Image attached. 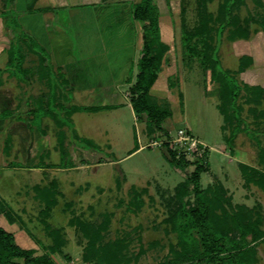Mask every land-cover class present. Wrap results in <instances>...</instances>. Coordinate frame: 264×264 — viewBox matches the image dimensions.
<instances>
[{
    "label": "rangeland",
    "instance_id": "1",
    "mask_svg": "<svg viewBox=\"0 0 264 264\" xmlns=\"http://www.w3.org/2000/svg\"><path fill=\"white\" fill-rule=\"evenodd\" d=\"M155 1L160 38L168 45V50L150 92L157 102L170 110L163 125L171 134L182 125L208 146L206 170L200 174L201 186L220 181L230 194L232 203L244 204L259 213L260 227L264 230V190L246 183L239 168L240 163H251L261 168L259 153L264 147V98L258 104L244 103L242 96L238 99L243 106L245 124L257 133L258 140L240 131L230 146L227 143L229 128L223 126L218 109V84L211 80L209 68L203 69L199 58L184 52L180 44L182 15L188 27L196 22L195 0ZM219 2L210 0L208 9L215 12ZM256 11L252 0H245V5L237 10L240 20H243L242 25L250 32L247 38L227 39V30L224 29L216 40L221 67L233 72L240 85L264 82V72L236 71L242 57H249L244 54L245 40L254 33L258 23L253 20L247 22L246 19L254 18ZM127 12L125 9L124 17L129 16ZM12 13L13 18L16 17L15 12ZM133 54L132 78L135 75L134 61L140 55L139 37L134 41ZM37 61L36 56L25 51V65H35ZM57 75L58 98L64 95L70 100L71 91L62 84L59 70ZM129 86L124 89L125 96H120V106L71 115L66 127H73L79 137L92 139L97 144L96 149L70 138L69 130L64 127L68 156L62 160L53 145L56 128L48 118L42 121L35 118L33 125H43V139H49L52 144L50 142L41 151L34 127H30L27 136L30 144H27L25 158L21 156V145L12 144L11 155L7 157L10 164L0 161V226L14 234L17 244L34 247L36 253L45 251L51 240L44 229V218L51 227L63 230L64 245L59 252L51 254L57 264H93L82 260L84 239L77 227L68 224V219L76 215L98 223L104 212H112L108 227L103 231L102 242L118 237L124 239L123 252L128 264H160L172 257L171 247L178 246L175 233L169 229L165 219L177 207L176 189L181 182L187 181L193 164L175 166L169 162L164 143L166 135L149 131L144 115L133 113L127 100L130 98ZM28 88L32 92L47 91V86ZM77 94L79 96H75L73 101L76 104H103L109 100L108 96L95 95V92L91 95ZM250 105L255 111L249 110ZM58 116L62 115L58 113ZM135 146L137 149L132 151ZM64 161L72 165L64 167ZM30 163H41L44 169H29ZM52 183L58 190L55 195L57 201L48 214L43 215L45 202L35 195L33 187ZM186 185L191 187L190 183ZM133 187L146 189L141 195L142 204L136 211L127 208ZM186 199L192 201L193 197L186 196ZM2 207H11L18 216V223H9L1 212ZM255 255V264H264V240L257 242Z\"/></svg>",
    "mask_w": 264,
    "mask_h": 264
},
{
    "label": "trees",
    "instance_id": "2",
    "mask_svg": "<svg viewBox=\"0 0 264 264\" xmlns=\"http://www.w3.org/2000/svg\"><path fill=\"white\" fill-rule=\"evenodd\" d=\"M209 1L195 0L197 18L193 26L188 27L182 15L180 25L182 50L190 56L198 57L203 69L209 68L211 80L218 84V109L222 115L223 126H227L230 132L227 143L231 146L234 137L240 131H245L250 137L258 140L257 133L245 124L242 116L243 106L238 99L242 96L244 103L258 104L264 98V88L259 85H240L233 72L221 67L216 45L217 36L224 29L227 30L226 38L230 40L249 36L250 32L242 25L243 20H240L237 12L240 6L245 5V0H220L215 12L208 9ZM252 1L257 8L256 15L251 19L247 18L246 21L253 20L264 31V4L261 0ZM158 15L155 0H138L131 3L132 18L141 22V54L135 63L137 72L129 86V100L134 113L137 116L144 115L149 131H158L167 136L163 121L169 116L170 110L157 102L156 97L150 92L168 50V45L160 38ZM6 16L8 25L12 28V39L6 51L5 70L20 80L29 76V67H22L25 51L37 54L38 63L46 65L49 73L44 74L51 80V84L45 97L41 96L31 103L28 111L29 121L34 124L35 118L42 121L43 117H49L56 128V148L64 160L68 156L64 127L71 120V115L76 111H96L110 106L66 105L68 97L62 95L59 99L55 72L51 70L44 48L20 30L12 11H8ZM249 64L250 57H242L236 71L243 70ZM242 90L244 93H241ZM178 96L181 98L180 92ZM249 110L255 111V108L250 105ZM10 113L11 111L5 110L2 115ZM58 113L62 116H58ZM66 128L73 140H80V143L86 144L88 148H98L92 139L79 137L73 127ZM165 145L167 158L171 164L175 166L193 164V169L187 181L178 185L175 192L177 207L171 210L165 219L169 229L175 233L178 247H171L172 257L160 264H255L256 244L264 240L259 213L244 204L232 203L230 194L220 181L206 187L201 186L200 174L206 170V156L202 160H189L184 155H176L174 150L166 143ZM135 149L137 146L132 151ZM259 162L261 168L246 163H240L239 168L246 183H252L264 190V147L260 149ZM64 163L62 164L64 167L72 165L66 161ZM187 183H190L191 187H188ZM33 188L35 195L44 200L45 208L42 213L47 215L49 209L56 204L55 195L58 190L53 183ZM145 191L144 187L140 189L133 187L127 208L134 211L139 209L142 204L141 195ZM190 195L193 197L192 201L186 199V196ZM3 215L9 223H18V216L11 207L4 208ZM111 215L112 212H104L98 223L89 222L76 215L68 219V224L77 227L84 239L81 253L83 261L93 264H128L123 252L124 239L118 237L102 242L103 231L107 229ZM42 221L51 243L46 245V250L41 253H36L34 247L20 246L16 243L14 234L0 226V264H57L51 254L59 252L63 247L65 242L63 230L61 227H51L44 218Z\"/></svg>",
    "mask_w": 264,
    "mask_h": 264
},
{
    "label": "crops",
    "instance_id": "3",
    "mask_svg": "<svg viewBox=\"0 0 264 264\" xmlns=\"http://www.w3.org/2000/svg\"><path fill=\"white\" fill-rule=\"evenodd\" d=\"M136 1L138 0H0V161L3 160V164H10L7 157L11 155L13 143L21 145V156L25 158L27 144H30V139L27 138L30 127L36 130L34 135L37 136L35 139L41 151L50 142L52 144L49 139H43L44 126H34L28 115L33 100L43 95L45 97L50 87L51 80L44 74L49 73V70L38 61L35 65L23 64L22 67H29L30 75L22 80L5 70L6 51L12 39L7 12H15L20 30L44 48L55 78H58L59 70L62 84L71 91L68 100L70 104H76L73 101L75 96H79L77 93L91 95L95 92V95L108 96L109 100L103 104L87 105H108L110 107L104 109H111L121 105L120 96L124 95V89L134 80L131 73L133 45L137 37L141 48V22L131 16V3ZM261 1L264 4V0ZM125 9L128 17L123 15ZM245 41L244 54L250 57V64L242 70L243 73L251 70L263 73L264 31L259 24ZM32 54L37 57V54ZM136 72L135 66L134 74ZM56 82L59 86V79ZM254 83L264 88L263 81ZM43 86H47L46 93L36 90L32 92L28 88ZM127 100L131 107L130 100ZM5 110L11 113L2 115ZM53 145L56 146V141ZM29 165V169H44L41 163ZM4 208L6 207L1 208L2 214Z\"/></svg>",
    "mask_w": 264,
    "mask_h": 264
},
{
    "label": "built area",
    "instance_id": "4",
    "mask_svg": "<svg viewBox=\"0 0 264 264\" xmlns=\"http://www.w3.org/2000/svg\"><path fill=\"white\" fill-rule=\"evenodd\" d=\"M164 143L174 150L176 155H184L189 160H202L208 150V146L204 142L182 125L175 129L174 134L168 133Z\"/></svg>",
    "mask_w": 264,
    "mask_h": 264
}]
</instances>
